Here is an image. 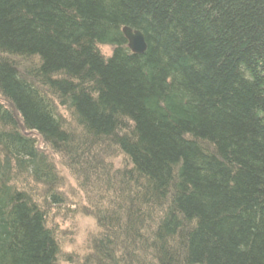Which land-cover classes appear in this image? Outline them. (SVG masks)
I'll use <instances>...</instances> for the list:
<instances>
[{"label": "trees", "instance_id": "16d2710c", "mask_svg": "<svg viewBox=\"0 0 264 264\" xmlns=\"http://www.w3.org/2000/svg\"><path fill=\"white\" fill-rule=\"evenodd\" d=\"M0 264H264V0H0Z\"/></svg>", "mask_w": 264, "mask_h": 264}, {"label": "rangeland", "instance_id": "374dc122", "mask_svg": "<svg viewBox=\"0 0 264 264\" xmlns=\"http://www.w3.org/2000/svg\"><path fill=\"white\" fill-rule=\"evenodd\" d=\"M100 49L104 54L112 52V48L109 46H102ZM56 161L60 172L63 173L64 186L62 191L67 200L66 204L61 206L62 211H50L51 223L52 226L56 227L60 239L62 260H66L68 257L74 260L80 259L89 251L87 248L88 236L90 238L91 234L96 231L97 226L93 217L91 218L81 212L82 208L80 206L81 203L86 201V193L78 191L77 183L74 182L70 172L62 165L58 157ZM121 161L122 158H117L115 160L116 165H119ZM72 185L75 186V189ZM82 205L84 206V204Z\"/></svg>", "mask_w": 264, "mask_h": 264}, {"label": "water", "instance_id": "95a60500", "mask_svg": "<svg viewBox=\"0 0 264 264\" xmlns=\"http://www.w3.org/2000/svg\"><path fill=\"white\" fill-rule=\"evenodd\" d=\"M123 34L128 41V47L137 54L143 53L147 50L146 37L142 30L133 29L130 26L123 28Z\"/></svg>", "mask_w": 264, "mask_h": 264}]
</instances>
